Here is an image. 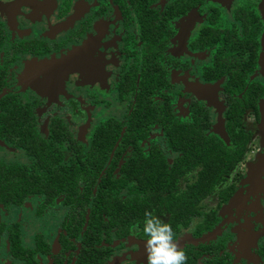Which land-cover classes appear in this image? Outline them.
<instances>
[{"label":"flooded vegetation","instance_id":"af4514ba","mask_svg":"<svg viewBox=\"0 0 264 264\" xmlns=\"http://www.w3.org/2000/svg\"><path fill=\"white\" fill-rule=\"evenodd\" d=\"M262 7L0 0V176L29 179L21 202L0 203L1 227L20 244L11 252L3 232L0 264H147L146 212L171 225L186 264H264ZM180 30H189L181 46L172 41ZM138 94L157 119L137 107ZM213 161L211 190L191 196L185 225L171 222L168 204L209 179ZM53 171L59 184L42 179ZM105 175L130 176L111 185L120 199L158 190L155 206L125 229L98 208L99 225L86 233ZM37 179L57 193L38 192ZM69 189L90 190L84 211L70 209Z\"/></svg>","mask_w":264,"mask_h":264},{"label":"trees","instance_id":"16d2710c","mask_svg":"<svg viewBox=\"0 0 264 264\" xmlns=\"http://www.w3.org/2000/svg\"><path fill=\"white\" fill-rule=\"evenodd\" d=\"M137 107L138 108H145L147 110L146 112V118L149 121L155 120L158 117V114L154 109H152L149 106V103L141 102L139 98V94L137 96ZM143 110V109H141ZM144 111V110H143ZM154 115V116H153ZM171 135L174 134V131L169 132ZM100 163L96 165H92L95 169H98V167L102 164V159L98 160ZM219 163V161H213L211 166L212 174H209L210 177L207 179L205 175H202L201 179L196 183L195 189H192L190 192H186L184 195L177 197L173 199V202L168 204V208L171 211V222H174L176 220L180 221L183 225H185L187 222L183 221L184 218H187L190 214L189 209V200L191 196H196L197 198L205 195L211 190L212 184L216 181L218 178L217 167H215V164ZM223 169V168H222ZM221 169V170H222ZM219 170V169H217ZM77 174H72L70 177H73V180H70V182H77L78 176H75ZM42 179L49 180L51 183H60L64 176L60 173L51 172L50 174H42ZM94 177H96V174H94ZM127 177H130L129 175H124L120 179H109V175L101 176L99 185L97 188V191L91 195L90 197V203H91V211L89 214V220L87 221L86 226V233L87 232H93L96 231L99 222L96 221L92 216L96 215V209L101 208L105 213L109 214L112 218V220L115 223H119V229H125L127 225L131 223H138L140 224L141 217L154 205V200L157 196L158 190L154 189H142L141 191H136L135 193H140V196L135 195L131 199H120L115 195V191L111 189V185L119 184L122 185L125 182V179ZM138 177V176H136ZM153 180V179H152ZM150 180V181H152ZM43 182L39 179H37V186L38 189H36L38 192H45L46 190L49 191L50 189V195L53 197L57 191L52 188V186H48L47 188L42 184ZM138 183L143 184L144 181L142 179L138 178ZM105 185L106 189H101L102 186ZM202 185V187L200 186ZM29 191V179L26 177V175L18 174L17 177H11L8 179H1L0 176V203H19L22 201L24 195L26 192ZM68 191V204L70 209L76 208V211H84L85 206L88 200V196L90 194V190H85V195H82L81 193H78L76 189H69ZM74 199H78L79 201L82 200L83 204L79 207L72 204V201ZM71 223L78 225V221H73L72 218L70 220ZM69 222V223H70ZM7 227L6 229H2L1 223H0V235L5 232L7 233V239L10 242V246L12 247V251L16 248L20 247L19 241L15 238L14 234V228ZM14 232V233H13Z\"/></svg>","mask_w":264,"mask_h":264},{"label":"clouds","instance_id":"9594fccd","mask_svg":"<svg viewBox=\"0 0 264 264\" xmlns=\"http://www.w3.org/2000/svg\"><path fill=\"white\" fill-rule=\"evenodd\" d=\"M143 233L147 237V264H186L187 255L175 242L170 224L146 212Z\"/></svg>","mask_w":264,"mask_h":264},{"label":"rangeland","instance_id":"374dc122","mask_svg":"<svg viewBox=\"0 0 264 264\" xmlns=\"http://www.w3.org/2000/svg\"><path fill=\"white\" fill-rule=\"evenodd\" d=\"M262 13L264 14V0H262ZM188 31L189 30H186V31H179L178 33H177V35L174 37V39L172 40V41H175L176 42V44H178L179 46H181V45H183V43H184V39H185V37H186V35H187V33H188ZM262 42H264V38H263V41ZM263 47H264V44H263ZM40 79H41V84L39 85V87L41 88V89H43V90H47L48 89V83L44 80V78H42V77H40ZM79 135V134H78ZM78 135H76V136H78ZM153 137V139H155L154 138V136H152ZM80 140H83L84 138H83V135L82 136H80V138H79ZM144 146V145H143ZM145 147V146H144ZM68 152H66V150H65V152H64V155H65V159H67V157H68ZM49 216H50V214H52V211H49ZM48 214H47V212H45L42 216H43V218H48L47 216H48ZM26 217H27V215H26ZM137 253V252H136Z\"/></svg>","mask_w":264,"mask_h":264}]
</instances>
